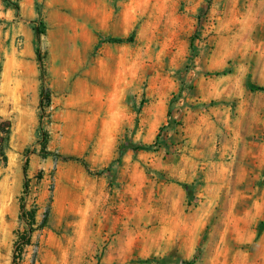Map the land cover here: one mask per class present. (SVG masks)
Masks as SVG:
<instances>
[{
    "label": "rangeland",
    "instance_id": "rangeland-1",
    "mask_svg": "<svg viewBox=\"0 0 264 264\" xmlns=\"http://www.w3.org/2000/svg\"><path fill=\"white\" fill-rule=\"evenodd\" d=\"M185 261L264 264V0H0V264Z\"/></svg>",
    "mask_w": 264,
    "mask_h": 264
},
{
    "label": "trees",
    "instance_id": "trees-1",
    "mask_svg": "<svg viewBox=\"0 0 264 264\" xmlns=\"http://www.w3.org/2000/svg\"><path fill=\"white\" fill-rule=\"evenodd\" d=\"M33 32H34V37H35L36 44H38V43H39V40H40V35H41L42 33H44V29H43V28H39V27H35V26H34V27H33ZM112 41H115V42H121L122 39H120V38H113ZM36 57H37L38 62L41 64V57H40V53H39V50H38L37 47H36ZM44 100L46 101V103H49V95H48V94L46 95V94L44 93V91L41 90V92H40V103H42ZM149 147H150V145H149V146L140 145L139 148H141V149H145V148H149ZM24 178H25L24 186H25V188H26V187H27V181H28V179H27L26 176H25ZM22 213H23V210H22ZM33 220H34V219H33V215L30 214V224H29L30 230L32 229L31 225L33 224ZM26 242H27V241H26ZM185 264H193V263L190 262V261H185Z\"/></svg>",
    "mask_w": 264,
    "mask_h": 264
}]
</instances>
